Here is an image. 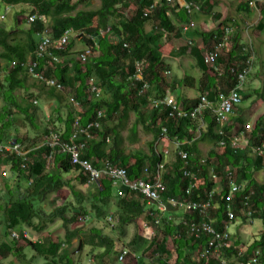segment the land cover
Returning a JSON list of instances; mask_svg holds the SVG:
<instances>
[{"label": "trees", "instance_id": "1", "mask_svg": "<svg viewBox=\"0 0 264 264\" xmlns=\"http://www.w3.org/2000/svg\"><path fill=\"white\" fill-rule=\"evenodd\" d=\"M185 1L200 5L201 12H206V8L213 6L210 0ZM252 1L256 0H247L239 7L238 19L229 18L223 21L215 31L201 32L195 29L185 32L184 27L191 25L192 18L177 1L100 0V8L90 9V3L85 4L84 0H0V16L6 14L10 8L15 11L16 22L10 29L0 25V94L5 102L0 113V143L7 144L11 140H16L25 145L27 138L17 136L13 139L11 134L17 124L14 116L25 115L27 121L34 126L40 107L36 105L37 101L35 105L32 101L47 97L48 101L58 102L59 108L56 111L58 116L56 115V120H50L52 128L48 129L46 134L48 136L52 132L59 133L65 141L75 134L77 120L83 128H87L102 111L104 114L101 120L102 127L92 131L93 138L89 139L87 135L82 134L76 141L86 144L82 159L92 162L96 167L108 161L116 168L128 170L133 180L142 178L151 180L145 176L146 169H149L152 176L157 173L163 164V156L156 152L154 145L160 138L167 136L171 141L180 143L181 151L188 153V166L180 156L172 166H165L169 172L163 177L168 185V192L164 197L199 202L215 189L217 184L214 176L220 177L222 185H219L215 195L210 217L215 221L217 228L223 230L225 228L223 222L227 218L226 199L229 195L225 171L227 168L234 169L235 180L240 179L248 184L245 191L236 197L237 217L248 221L251 219L254 226L259 222L262 230L243 256H240L243 246L235 242L232 249L225 250L223 259L228 264H246L258 250H261L260 264H264V184L255 177L264 172V157L256 156L253 150L254 147H264V113L257 118L251 129L242 130L249 146L244 151H239L233 148V139L239 136V131L234 128L235 122L244 124L239 115L233 117V125L225 129L223 136L220 134V126L215 116L210 112H206L203 118L193 121L170 118L167 110L151 107L153 101L163 100L169 94L166 73L171 72L173 67L168 61H175L187 55L188 51L202 72L200 84L202 96L180 97L177 99L178 104L193 109L203 96L215 101L219 94L239 84L238 76L248 67L250 60L252 69L244 85L246 91L248 80L256 67L257 54L252 40L244 42L243 34L248 28L247 24L240 21L243 19L242 14L252 15L250 8ZM257 7L260 19L253 35L260 38L264 33V3L258 2ZM124 9H129L130 12L126 13ZM34 16L38 21L29 30L21 27V23L25 21L22 18L28 20ZM45 21L51 24L50 37L54 40L61 39L66 32L72 34L69 43L62 50H53L59 62L55 63L50 59L40 62V72L43 76L47 80H55L62 86V90L48 87L45 82L33 78L27 69L21 66L35 58L34 53L41 40L40 34L46 31ZM150 22L155 25V32L152 35L146 29ZM233 26L238 30L227 34V28ZM200 39L204 40L208 49L212 48V40L224 44L222 53L226 54L227 58L222 55L219 59V64H223L226 71L223 78L206 67L203 51L198 47L189 50L190 41L195 43ZM181 42L182 45H179ZM78 44H83L84 51H76ZM82 55H85V60L81 58ZM14 62L19 66L11 69L10 66ZM137 63L145 65L143 81L135 79ZM232 68L237 69L236 75L231 74ZM89 81H93L100 90L99 98L92 97L88 92ZM185 81L193 85L195 78L188 76ZM145 83L150 85V89L142 92ZM174 83L176 84L177 80ZM20 90L24 92L22 104L18 102L16 96ZM260 95L261 103L264 104V90ZM243 98L244 100L248 98L245 93ZM71 99H75L81 105V111L76 109ZM65 109L66 118L62 114ZM132 115L136 116V121L130 128ZM62 125L64 131L61 129ZM140 127L146 134L154 136L155 140L150 144L153 148L151 154L132 147L140 142ZM128 130L130 135L126 138L125 132ZM43 140L35 139L36 145L29 149L36 150L31 152L27 160L16 156H0V167L9 170L5 199L1 198L0 186V220L3 236L9 239L12 245L9 249L0 247V264L10 255L18 261L26 260V249H31L45 258L47 264H79L75 257L80 249L82 251L81 245L79 249L73 251L69 248L64 249V244L53 239L45 243L41 240L34 242L30 231L23 228H28L36 236H41L49 225L55 224L58 220L68 226L76 223L81 216L88 217L92 213L87 210L88 205L92 206L91 210L96 213L99 221L112 209L115 210L116 228L122 236L127 234L130 226L138 227L143 223L139 228L146 230L144 223L151 220L148 218L147 202L140 195L128 193L126 197L120 198L113 183L107 179L101 182V187L90 186L87 176L79 167L72 164L69 155L43 146ZM222 142L225 146H221ZM202 143L217 147L218 150L212 149L209 157L205 158L199 148ZM53 152H55L53 159H50ZM187 170L200 177V182L190 197L186 196L189 184L185 176ZM65 174H75V180L66 179ZM79 187H88L87 193ZM65 189L71 191L76 203L65 204L47 214L42 206L43 202L48 196ZM252 190L255 194L250 200L252 215L249 217L247 210L244 213L240 202ZM76 207H79V210H76ZM71 209L75 211V216L69 219L67 215ZM186 218L187 221H193L197 217L186 214ZM101 226L103 225L88 231H69L67 243L71 247L73 241L79 238L83 245L102 251L97 256L101 264H114V257L117 256L118 261L122 249L120 250L119 241L107 235L105 232L108 230ZM160 229L163 230L165 237L156 246L155 251L160 257L155 263H222L221 260L201 257L208 238L204 237L201 240L191 238L183 222L176 224L171 218L166 217ZM25 230L29 233L28 238L24 237ZM14 233H18L20 238L14 239ZM230 234L232 236L231 232ZM169 240L173 242V248L169 247ZM174 256L176 259L173 263Z\"/></svg>", "mask_w": 264, "mask_h": 264}, {"label": "built area", "instance_id": "2", "mask_svg": "<svg viewBox=\"0 0 264 264\" xmlns=\"http://www.w3.org/2000/svg\"><path fill=\"white\" fill-rule=\"evenodd\" d=\"M177 1L181 4L182 8L187 12V14L192 18L196 13L202 11V7L198 4L188 3L185 0H170ZM263 2L264 0L253 1V7L257 8V3ZM251 3V4H252ZM10 8H8L6 14L1 16L3 21L6 20ZM44 20L43 18H39ZM38 21L36 16L30 17L27 20L29 26H33ZM195 27V24L192 22L190 26H185L184 31L188 32ZM247 30L250 29V26H247ZM236 26L227 28V34H232L237 31ZM72 34L71 32H66L61 39L54 40L50 37V31L46 30L44 33L40 34L41 40L35 50L34 59H30L25 64L21 66L30 73V75L42 82H45L48 87H57L59 90H62V86L58 84L55 80H47L43 74L40 72V62L46 59H50L53 62H59V58L53 54V50H62L70 41ZM190 45L194 46V43L190 41ZM224 44L218 43L215 40H212V48L208 49L203 46V56L206 67L217 74L220 78L225 76V68L223 64H219V59L223 55L222 50ZM220 50V51H219ZM224 58H227L226 54L223 55ZM83 60L86 59L85 55H82ZM19 66L17 62L11 64V69H16ZM144 63H137L136 65V77L137 81L144 80ZM251 62L248 61V67L239 74L238 80L239 84L235 88H230L228 91H224L215 101L209 100L207 97L203 96L200 103L193 109H187L183 105L178 104L177 99L171 95H167L163 100H155L152 102L151 107L160 110H167L170 118L176 119H188V120H198L203 118L206 112H211L215 116L219 126L220 134L225 135V129L233 125V117L238 115L240 107L244 102V85L248 79V75L251 72ZM231 74L236 75L237 69L232 68ZM1 82V78H0ZM88 92L91 96L99 98L101 96L100 90L95 86L93 81L88 82ZM150 89V85L145 83L143 91L147 92ZM78 111L82 110L81 105L75 100L71 99ZM104 117L103 112H99L98 117L91 122L87 128H83L80 124V121L77 120L75 123V134L68 141H65L61 134L59 133H50L45 137L43 146H48L52 150H60L64 155H69L71 162L74 166H77L81 171L87 176L88 184L90 186H100L101 182L104 179L110 180L115 187L118 197H126L128 193H136L140 195L144 201L147 202L148 208V218L151 221L144 223L146 229H159L162 225L164 218L172 210L182 211L185 214V220L183 221L184 226L187 228V234L196 240H201L204 237L208 238L206 248L201 253L203 259L211 258L213 260H221V264H228L226 260L223 259L224 252L227 249H232L234 247L233 238L229 232V225L234 223L237 218V195L243 193L247 187V183L243 181L235 180L234 169H226L225 175L228 177L227 185L229 187V195L226 199V209H227V218L223 222L225 228L220 230L215 225V221L210 217L211 210L214 207V198L219 188L217 183L218 177L214 176L216 182L215 189L208 194V196L201 201H188L178 198H166L164 195L168 192V185L163 181L162 173L163 166H160L157 170V173L152 176L149 172V169L146 170V176L148 178H142L139 180H133L129 176L128 170L116 168L110 162H104L100 167H96L92 162L83 160L82 153L86 149V144L76 143L78 137L82 134L87 135L89 139L93 138L92 131L100 129L102 127L101 120ZM251 129L250 127L247 130ZM167 130H165V133ZM221 146H225V143L222 142ZM249 146V142L245 136L244 132H240L239 136L233 139V148L239 151H244L245 148ZM36 149H29L22 143L17 142L16 140H11L7 144L0 143V156H16L27 160V157ZM254 154L258 157H264V147H254ZM53 152L50 155V159H53ZM180 157L184 160L185 165L188 166V153L180 150ZM25 167V165H23ZM3 176L8 177V173L4 172ZM187 180L189 181L188 188L186 190V196L190 197L193 195L194 190H196L198 183L200 182V177L196 174L187 170L185 173ZM222 181V180H221ZM255 192L252 190L243 200H241L240 205L243 207V210H247V214L250 217L252 215L251 211V197L254 196ZM187 215H192L195 218L193 221H187ZM109 222H113V218H109ZM81 221L83 219L81 218ZM24 237L28 238L29 233L25 230ZM14 239H19L20 235L18 233L13 234ZM246 253L245 249L240 251V256H243ZM262 257L261 250H258L255 255L246 263V264H260ZM133 259L136 262H140V255H133L129 249H123L120 256L118 257V264H127L129 260Z\"/></svg>", "mask_w": 264, "mask_h": 264}, {"label": "rangeland", "instance_id": "3", "mask_svg": "<svg viewBox=\"0 0 264 264\" xmlns=\"http://www.w3.org/2000/svg\"><path fill=\"white\" fill-rule=\"evenodd\" d=\"M210 1L213 3L212 4L213 6L211 8L208 7L206 8V12H202L193 17L194 21H196L198 24V30H200L201 32L215 31L218 29L220 23H222L223 21L229 18L232 20L233 18L235 20L238 19L240 17L239 7L243 3L247 2V0H210ZM84 2L85 4L90 3L91 5L89 7L90 9H98L101 6L100 0H84ZM251 5L253 7L254 3H252ZM124 11L126 13L130 12L129 9H124ZM14 15H15V11L10 10L5 21H3L0 16V25L5 26L6 28H9L11 24L12 27L15 26L16 22ZM242 16L243 19L240 22L247 24V26H250L249 30L244 31L243 34L244 42H247L248 40L253 41L257 54V62H256V67L254 69V73L248 80L246 91H244L245 96H247L248 98L244 100L242 104V108L240 107L239 110L240 112L238 113L240 119L244 124L235 122L234 128L237 132L239 131V133L242 132L243 129H246L248 127L251 128L254 122L257 120V118L264 113V104L261 103V95H260L262 93V90H264V33L260 38H255V36L253 35L254 31L257 28L256 27L257 23L260 19V13L255 11L252 13V15L246 13V14H242ZM22 19L25 20L24 22L21 23L22 24L21 27L24 28L25 24L27 25V20L26 18H22ZM22 19L20 20V22L22 21ZM154 26H155L154 23L150 22L146 27L147 32L150 35L154 34L155 32ZM50 29L51 27L49 26L48 30ZM104 35H106V33H104ZM195 43L194 46L197 47L205 46L204 42L200 40L195 41ZM180 44L182 45V42L179 43V45ZM177 45L178 44H176V46ZM194 46L189 44V50H191V48ZM76 51L77 52L84 51L83 44H78L76 47ZM168 63H170V65L173 67L171 72L166 73L167 88L169 87V89L171 90L174 80L178 78L181 79L184 75H189L198 80L202 77L201 70H199L196 66V60L193 57L189 56L188 53L187 55L178 58L175 61L169 60ZM23 95L24 92L21 90L18 91L16 94L18 98V102H20L21 104H22ZM197 96L198 97L202 96L201 88L199 89ZM47 98L43 100L34 99L32 101L34 105L36 104L35 101H37L38 104L36 105L40 107L38 111V119L35 121L34 126L27 121L25 115L14 116V119H17V124L15 125L14 130L11 132V134L13 135V139H15L17 136H20L24 139L27 138V142L25 143V145L28 148H32L36 145V141H35L36 138L45 139V137L47 136L46 131L52 128V123L50 122V120L51 119L56 120V117L58 116L56 111L59 108V103L48 101ZM4 106H5L4 98L0 94V113H2V109L4 108ZM62 114L64 118H66L67 110L66 109L63 110ZM135 121H136V116L133 115L130 122V128L133 126ZM62 127L64 129V125L61 126V129ZM63 129L62 131H64ZM129 130L125 132L126 138L130 135ZM139 136L141 138V142L137 144L136 147L146 152L147 151L149 152L151 146L150 144L146 145L147 143L145 142L146 135L142 127L139 128ZM161 144L165 146L170 145V143L167 142L166 140L161 141ZM203 146H204V148L202 149L203 155L206 158L209 154V151H211L212 148L207 144H203ZM205 147L207 149H205ZM4 172L8 173L7 178L3 176ZM75 177H76L75 174H65V178L69 180H75ZM255 177L262 184H264V172L257 174ZM8 180H9V170L5 167H0V186L2 188L1 189L2 199H5L7 193L6 184ZM220 182H221V178L218 177L217 183L220 184ZM79 188L83 190L85 193H87L88 187L87 188L79 187ZM70 203L75 204L76 199L69 189H65L58 194H52L48 196L47 200L43 202L42 206L47 214H51L53 211L57 210L58 208L64 206L65 204L67 205ZM91 207L92 206L88 205L87 210L89 211V213L90 212L93 213L92 216H91L92 213H90L88 217L81 216L76 223L69 224L68 226H66L64 222L58 220L55 224L49 225L48 229L41 236H36L34 232L28 228L24 227L23 229L30 231L31 239L34 242H38V240H41L45 243V242H50V239H53L54 241L61 242L62 244H64L63 246L64 249L69 248L73 251L79 249V246L81 245L82 251L80 249V251H78V255H76L75 257L79 264H101L99 259H97V256L101 254L102 251H96L86 245H83L81 243V240H79V238L74 240L73 245L70 247L67 243V235L70 232L76 230L88 231L94 227L97 226L99 227L100 225H103L105 228L104 230L106 229L108 230V232L105 233L109 236L114 237L116 240L119 241L118 243L120 245V250L129 249L133 253V255H140L142 258L140 259L141 260L140 263L131 259L128 261L127 264H157L155 262H157L160 255H158V252L155 250H156V246L160 244L165 237L163 234V230H161L160 228L146 229V230L141 229L139 228L143 226V223L141 222L142 224H139L138 227L130 226L127 229V234L125 236H122L118 228H116L117 224L114 215L115 212L113 209L110 212H108L107 216L104 219L99 221L96 216V213L91 210ZM76 208H77L76 210H79V207ZM243 211L244 213H246L245 210ZM174 213L182 214L177 212ZM183 215L184 214H182L181 220L184 221L185 218H183ZM74 216H75V211H72L71 209V211L67 215V218L72 219ZM111 217L113 218L112 223L109 222L110 221L109 218ZM81 218L83 219V221H81ZM250 220L251 219H249V221L246 219L244 220L239 216V218L237 217V221L229 225L234 243L239 242L241 246H243V249L245 250L248 249L250 244L252 245V243L260 235L262 230V225L259 224V222H256L254 226V224H252L253 222H251ZM145 223H147V220ZM3 233H4L3 226L0 220V247L9 249L12 245L10 243V240L3 236ZM168 245L169 247L173 248L172 241L169 240ZM25 253L27 259L24 261L23 260L18 261L15 259V257L10 255L8 259L2 261V264H47L48 262L45 258L39 256L35 251L31 249H26ZM175 259L176 256L173 257V263ZM113 263L118 264L117 256L114 257Z\"/></svg>", "mask_w": 264, "mask_h": 264}, {"label": "crops", "instance_id": "4", "mask_svg": "<svg viewBox=\"0 0 264 264\" xmlns=\"http://www.w3.org/2000/svg\"><path fill=\"white\" fill-rule=\"evenodd\" d=\"M157 1H159V0H157ZM250 8H251V12L253 13V12H255V11H257V12H259L260 13V11H259V9H258V7L256 8V7H252V5L250 4ZM202 13V12H201ZM197 14H200V13H196L195 15H197ZM194 15V16H195ZM194 16H192V22L195 24V27L194 28H192L191 30H195V29H198V24H197V22L196 21H194V19H193V17ZM51 24H50V22L48 21H45V29L48 31V27L50 26ZM221 25V23L219 24V26ZM14 27V26H13ZM12 27V24L10 25V27L8 28V29H10V28H13ZM30 27L31 26H29L28 25V23H27V25L25 24V27H24V29L27 31V30H29L30 29ZM184 27V26H183ZM147 29V28H146ZM190 30V31H191ZM200 41H203L204 42V40L203 39H200ZM196 44V43H195ZM205 44V43H204ZM194 47H197V46H194ZM201 51H203L202 50V48L203 47H198ZM192 49V48H191ZM188 54H189V56H190V51H188L187 52ZM189 75H184L181 79L180 78H178V79H176L177 80V83L175 84V83H173L172 84V90L171 89H169V91H168V93H169V95H171L172 97H174V98H176V99H178V98H180V97H187V98H193V97H197V93H198V91H199V89L201 88V80H202V77L198 80V79H196L195 78V82H194V84L193 85H191V84H188L186 81H185V79L188 77ZM190 77V76H189ZM175 81V80H174ZM242 108V107H241ZM240 110V109H239ZM211 113V112H210ZM239 113V112H238ZM212 114V113H211ZM213 115V114H212ZM133 116V115H132ZM145 135H146V137H145V142H147L146 143V145L147 144H152L153 142H154V136L152 135V134H146L145 133ZM151 138H152V140H151ZM152 142H151V141ZM164 140H166L167 142H169L170 143V145H168V146H165V145H162L161 144V141H164ZM151 143H150V142ZM140 142H141V138H140ZM139 142V143H140ZM138 143V144H139ZM182 145V144H181ZM137 145H135V146H132V147H134V148H136V150L137 149H139L138 147H136ZM155 147V150H156V152L158 153V154H162V156H163V164H162V166H163V173H162V178L164 177V174H167L168 172H169V169L166 167L165 168V166H172L175 162H176V160H177V158H178V156H180V143H177L176 141H171L167 136H164V137H162V138H160L157 142H156V144L154 145ZM171 146V147H170ZM131 147V148H132ZM199 148H200V151L202 152V154H203V148H204V146H203V144H200V146H199ZM210 148V147H209ZM213 150H216L217 149V147H215V148H213V147H211ZM205 149H207L206 147H205ZM212 149H211V151H212ZM139 150H142V149H139ZM152 150H153V148H150V151L148 152H146V151H144V150H142V151H144L146 154H151V152H152ZM211 151H209V154H210V152ZM208 154V155H209ZM207 157H209V156H207ZM148 168V167H147ZM227 169H229V168H227ZM146 170H148V169H146ZM146 170H145V174H146ZM146 176V175H145ZM147 177V176H146ZM163 181H164V179H163ZM219 185H222V181L220 182V184ZM116 193V192H115ZM147 207H149V206H147ZM149 209V208H148ZM115 211V210H114ZM174 212H177V213H182V214H184V212H182V211H176V210H172L168 215H167V217H169V218H171V220H173V221H175L176 222V224L178 223V224H180V223H182L183 222V220H181V217H182V214H176V213H174ZM185 215V214H184ZM184 215H183V218H185L184 217ZM146 220V219H145ZM229 232H230V227H229Z\"/></svg>", "mask_w": 264, "mask_h": 264}, {"label": "water", "instance_id": "5", "mask_svg": "<svg viewBox=\"0 0 264 264\" xmlns=\"http://www.w3.org/2000/svg\"><path fill=\"white\" fill-rule=\"evenodd\" d=\"M170 1V0H169Z\"/></svg>", "mask_w": 264, "mask_h": 264}]
</instances>
